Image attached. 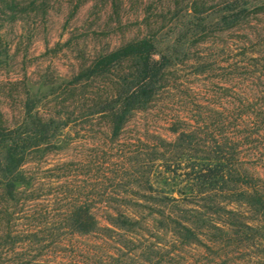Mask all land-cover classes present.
Returning a JSON list of instances; mask_svg holds the SVG:
<instances>
[{
	"label": "trees",
	"instance_id": "obj_1",
	"mask_svg": "<svg viewBox=\"0 0 264 264\" xmlns=\"http://www.w3.org/2000/svg\"><path fill=\"white\" fill-rule=\"evenodd\" d=\"M85 1L0 0V28L13 29L26 51L54 6H69L68 26ZM95 1L110 3L107 19L93 11L51 49L77 51L70 75L56 85L25 71L13 82L22 89L13 125L0 113V195L13 202V220L28 205L41 221L13 228V264H188L193 245L243 236L264 217V57L248 76L221 75L220 90H196L182 73L190 39L205 43L257 10L244 0L218 9L206 0H139L127 26L122 9L131 0ZM11 42L0 32V62L8 63ZM75 123L77 133L127 141L108 163L118 166L112 182L124 199L88 191L68 162L47 167L49 154L74 141ZM44 241L45 259L34 263L28 248Z\"/></svg>",
	"mask_w": 264,
	"mask_h": 264
},
{
	"label": "rangeland",
	"instance_id": "obj_2",
	"mask_svg": "<svg viewBox=\"0 0 264 264\" xmlns=\"http://www.w3.org/2000/svg\"><path fill=\"white\" fill-rule=\"evenodd\" d=\"M206 1L209 9L211 7L218 9L223 6L225 0ZM244 1H247L246 6L250 9L257 10L249 16V21H244L230 30L210 32L204 39L205 43L202 44L195 42L196 37L190 39L191 47L188 51L190 60L182 73L185 74V81L192 88L220 90L218 88L221 75L230 73L229 76L236 77L244 73V76H248L251 72L260 69V66L255 63L258 59L262 62L264 57V0ZM95 4V0L85 1L75 16L70 19L68 26L66 22L69 6L66 3L54 6L49 12L48 26L39 27L36 30L26 51L24 50L26 45L18 44L17 38L13 42V29L0 28V32H7L8 38L12 41L8 63L0 62V113L3 123L13 125V114L20 107V95L22 94L20 85L18 83L15 85V79L23 77L25 71L27 75L32 76L34 81L40 74H46V79L55 81L56 85L70 75L77 62V51L67 47L59 51L51 49L57 42L64 43L73 29L81 27L83 23H89L93 11H96L94 15L100 14L101 16L98 22L107 19L110 3L100 1L97 6ZM142 7L139 0H131L123 6L122 11L125 14L124 18H127V26L135 23L134 18L140 13ZM215 22L216 18H213L212 24ZM19 33L20 31L17 32ZM177 34L175 30L172 37H176ZM24 54L26 58L23 60ZM211 60H213V65ZM243 60L249 64L246 68L239 67V63ZM209 65L210 68L199 73L202 67ZM249 79L246 86L255 87L256 84H252ZM52 99L57 104L60 101L57 95ZM67 103L65 102L66 105ZM78 127L75 123L71 128L74 141L68 148L58 154H49L47 167L57 161L68 162L70 167L76 170L77 180L81 181L88 191L95 188L106 189L109 194L106 193L104 198L113 200L126 197L124 192L112 182V178L116 175L114 170L118 166L108 165V163L114 161L123 152V146L126 147L127 141L116 143L106 137L98 138L93 133L89 135L82 134V132L77 133ZM84 157L86 158L83 159ZM117 192L120 194H116ZM30 209L32 207L27 205L24 211L17 216L18 218L13 220V202H7L0 195V264H13V228L21 230L29 226L35 227V225L38 226V222H41L32 216ZM246 215L251 217V213ZM45 242L33 243L28 248L27 258L32 259L34 263L36 260L45 259L47 252V248L44 247ZM185 258L188 264H264V217L256 220L253 228L243 236L225 238L222 243H212L204 239L200 244L187 249Z\"/></svg>",
	"mask_w": 264,
	"mask_h": 264
}]
</instances>
